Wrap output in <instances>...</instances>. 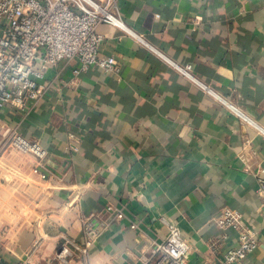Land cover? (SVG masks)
<instances>
[{
  "label": "crops",
  "instance_id": "obj_1",
  "mask_svg": "<svg viewBox=\"0 0 264 264\" xmlns=\"http://www.w3.org/2000/svg\"><path fill=\"white\" fill-rule=\"evenodd\" d=\"M117 4L148 45L101 23L98 53L115 58V71L92 67L61 84L72 66L62 60L37 103L0 110V264H58L64 238L84 241L87 218L97 236L69 264H151L167 234L161 217L177 224L188 263L200 264L237 243L238 229L215 223L225 209L257 231L241 264H264V134L225 103L264 128V0ZM14 132L48 150L46 178L33 172L34 154L11 147Z\"/></svg>",
  "mask_w": 264,
  "mask_h": 264
},
{
  "label": "built area",
  "instance_id": "obj_2",
  "mask_svg": "<svg viewBox=\"0 0 264 264\" xmlns=\"http://www.w3.org/2000/svg\"><path fill=\"white\" fill-rule=\"evenodd\" d=\"M101 23L120 28L146 44L125 23L117 0H0V110L10 106L24 111L28 110L29 101L37 103L59 75H48L49 69L62 60L72 66L71 77L68 80L59 78L61 84L75 83L80 74L92 67H98L104 72L115 71V58L111 55L100 56L98 53L103 40V35L97 31ZM168 62L201 88L215 94L194 77L188 65H179L170 60ZM225 103L240 121L264 134V128L239 108L229 102ZM10 145L18 151L34 154L38 161L33 172L46 178L45 172L41 170L48 156L45 147L17 132L10 137ZM68 147L73 148L71 145ZM258 192L264 193V179L258 181ZM106 209L113 211L115 218L124 217L123 211L115 209L111 204ZM160 222L166 227L167 234L155 243L153 253L157 254V258L151 264H189V246L181 237L177 224L164 217L160 218ZM83 223L84 241L77 244L64 238L55 254L58 264H69L76 252L88 254L97 232L88 218ZM215 223L225 230L238 229L237 243L225 250L221 257L204 258L200 264H241L258 246L257 231L244 225L237 211L223 210L215 218ZM130 227L134 228L136 224L131 222ZM225 236L223 232L219 238L209 240L212 251L218 249L219 239ZM140 264L148 262L142 260Z\"/></svg>",
  "mask_w": 264,
  "mask_h": 264
}]
</instances>
